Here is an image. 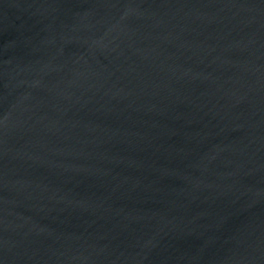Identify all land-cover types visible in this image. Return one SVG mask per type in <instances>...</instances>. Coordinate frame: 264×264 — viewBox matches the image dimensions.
<instances>
[{
	"label": "water",
	"instance_id": "obj_1",
	"mask_svg": "<svg viewBox=\"0 0 264 264\" xmlns=\"http://www.w3.org/2000/svg\"><path fill=\"white\" fill-rule=\"evenodd\" d=\"M0 264H264V0H0Z\"/></svg>",
	"mask_w": 264,
	"mask_h": 264
}]
</instances>
